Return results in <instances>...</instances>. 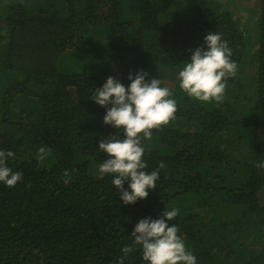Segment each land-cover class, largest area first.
Instances as JSON below:
<instances>
[{
    "label": "trees",
    "instance_id": "1",
    "mask_svg": "<svg viewBox=\"0 0 264 264\" xmlns=\"http://www.w3.org/2000/svg\"><path fill=\"white\" fill-rule=\"evenodd\" d=\"M257 4L250 27L207 0H0V148L23 173L14 187L0 183V264H117L135 224L165 205L180 209L172 223L198 264H264V0ZM210 31L228 41L236 75L219 103L188 97L179 81L168 87L175 117L144 141L146 170L164 162L157 187L124 204L112 176L97 172L107 158L99 142L118 130L103 122L94 88L109 76L127 85L139 70L162 86L178 79ZM110 59L114 69H97ZM40 147L50 150L43 161ZM125 264H145L139 249Z\"/></svg>",
    "mask_w": 264,
    "mask_h": 264
},
{
    "label": "clouds",
    "instance_id": "2",
    "mask_svg": "<svg viewBox=\"0 0 264 264\" xmlns=\"http://www.w3.org/2000/svg\"><path fill=\"white\" fill-rule=\"evenodd\" d=\"M190 58L185 60L177 75L180 88L188 97L201 102H221L224 99L227 81L237 71L232 59V48L219 32H207L203 43L190 50ZM149 73L139 70L129 73L125 85L116 77L109 76L100 87H95L91 99L105 107L103 122L118 131L103 138L98 149L107 153V158L98 166V175L112 176L113 187L124 204H135L149 196L157 187L161 161L152 171H147L144 141L151 139L154 129L168 124L175 117L177 103L168 87L162 86L157 76L148 78ZM49 149L40 147L36 159L43 161ZM12 150L0 148V183L14 187L23 182V173L13 171L8 160L14 158ZM264 167V162H258ZM72 175L63 172V182L69 183ZM127 182V187H125ZM180 209L165 205L158 217L141 218L130 234L131 244L121 248L117 264H125V259L139 249L145 264H198V257L179 235L178 226L172 221Z\"/></svg>",
    "mask_w": 264,
    "mask_h": 264
},
{
    "label": "rangeland",
    "instance_id": "3",
    "mask_svg": "<svg viewBox=\"0 0 264 264\" xmlns=\"http://www.w3.org/2000/svg\"><path fill=\"white\" fill-rule=\"evenodd\" d=\"M207 1H213L218 3L221 8L225 7L229 10V13L231 16L239 17L242 21V24L245 26L246 24L250 27H254V25L257 24L258 17L260 16V8L257 4L259 0H207ZM196 3H201V0H196ZM251 37L255 36V33L253 32ZM247 48L250 46V43H247ZM195 47L191 48V50H194ZM3 54H5V48L4 45H0V62L3 59ZM102 56H99L100 58ZM97 60V59H95ZM86 61V59L84 60ZM99 63L96 64L97 69H102L103 71H108V66H111L112 69H114L115 66L118 65L117 62H114L110 59V62H106V60H98ZM107 66V67H106ZM113 66V67H112ZM116 71V70H115ZM179 81L175 78H166L163 81V86L165 87H174L175 84ZM3 80L0 79V84H2ZM2 91V87L0 85V92ZM30 112V111H29Z\"/></svg>",
    "mask_w": 264,
    "mask_h": 264
}]
</instances>
